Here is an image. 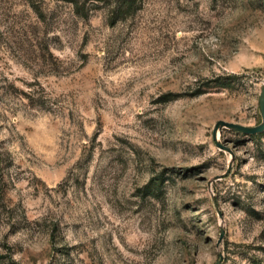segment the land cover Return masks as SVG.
Segmentation results:
<instances>
[{"label":"rangeland","instance_id":"374dc122","mask_svg":"<svg viewBox=\"0 0 264 264\" xmlns=\"http://www.w3.org/2000/svg\"><path fill=\"white\" fill-rule=\"evenodd\" d=\"M263 87L264 0H0V264H264Z\"/></svg>","mask_w":264,"mask_h":264},{"label":"water","instance_id":"95a60500","mask_svg":"<svg viewBox=\"0 0 264 264\" xmlns=\"http://www.w3.org/2000/svg\"><path fill=\"white\" fill-rule=\"evenodd\" d=\"M261 108H262L263 116H264V87H263L262 94H261ZM223 124L226 125V126L235 127V128H239V129L246 130V131H251V132L262 130L264 128V123L261 126L255 128V129L247 128V127H244V126H241V125H237V124H234V123H230V122H224ZM228 172H229V170L225 174L221 175V177L225 176ZM223 236H224V229H222L220 239H222Z\"/></svg>","mask_w":264,"mask_h":264}]
</instances>
